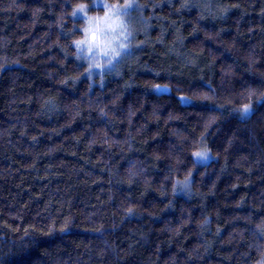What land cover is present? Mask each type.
<instances>
[{"label":"trees","instance_id":"trees-1","mask_svg":"<svg viewBox=\"0 0 264 264\" xmlns=\"http://www.w3.org/2000/svg\"><path fill=\"white\" fill-rule=\"evenodd\" d=\"M78 2L0 0V264H259L264 0H136L101 78Z\"/></svg>","mask_w":264,"mask_h":264},{"label":"snow or ice","instance_id":"snow-or-ice-1","mask_svg":"<svg viewBox=\"0 0 264 264\" xmlns=\"http://www.w3.org/2000/svg\"><path fill=\"white\" fill-rule=\"evenodd\" d=\"M185 7L188 5L185 4ZM147 5H139L136 0H96L95 3L89 4L80 0L71 12L72 17H82L84 21L83 27L80 29L83 33L81 39L72 41L77 50L76 59H86L88 61L86 72L91 75L93 69L103 70L114 68V61L117 58H122L126 53L130 54L131 39L133 37L134 27L127 19L131 11H139ZM99 8L103 15H90L93 9ZM83 53V56L80 55ZM159 89L161 85H154ZM167 87V86H164ZM207 99V97H205ZM186 99V97H181ZM251 112V104L246 103L240 109L241 115H247ZM209 149L203 148L195 151L192 155L199 159H207ZM181 184L184 189L189 187L188 178ZM132 210L129 209V212ZM261 235H264V227L259 228ZM259 264H264V259H261Z\"/></svg>","mask_w":264,"mask_h":264},{"label":"rangeland","instance_id":"rangeland-1","mask_svg":"<svg viewBox=\"0 0 264 264\" xmlns=\"http://www.w3.org/2000/svg\"><path fill=\"white\" fill-rule=\"evenodd\" d=\"M84 2H86V3H89V4H93V3H95L96 2V0H84ZM122 3V2H121ZM90 15H103V13H100V14H98V13H92V12H90ZM79 17V16H78ZM79 18H81L82 19V17H79ZM134 18H136V20L135 21H133L134 20ZM127 19L132 23V25H133V27H134V30H138V31H141L142 30V28H141V26H140V20H139V15H136V10H133V11H131V13H130V15L127 17ZM83 20V19H82ZM83 36V35H82ZM133 37H134V32H133ZM133 37H132V39H133ZM82 38V37H81ZM80 38V39H81ZM132 39H131V45H132V47H133V42H132ZM132 47L130 48V54H125L122 58H117V60H115L113 63H114V65H115V67L114 68H105L104 70H103V74H101V70H99V69H93V71H92V73H91V76H97V77H99V78H101V77H105V76H107V75H110L111 73H113L114 72V70L116 69V68H119L118 66L120 65V64H122V63H125L126 65H128V66H131V67H133L134 65H135V61H136V59H135V56H134V53L133 52H131V50H132ZM77 51V50H76ZM80 55L81 56H83V53H80ZM81 61H83L85 64H86V69H87V65H88V61L86 60V59H80ZM89 75V74H88ZM165 85H161V87L159 88V89H156V88H153V90L154 91H156V92H168L169 90H170V88L167 86V87H164ZM201 149H203V148H205V146H204V144L202 143V145H201V147H200ZM200 149V150H201ZM195 158V160L197 161V162H207L208 160H209V158H210V156H208V158L207 159H199V158H196V157H194ZM185 181V180H184ZM188 183H190V179H188ZM189 187H190V184H189ZM187 188V189H184L183 187H182V185L181 184H179V192H181V193H183V194H187V192H189L190 190V188Z\"/></svg>","mask_w":264,"mask_h":264}]
</instances>
